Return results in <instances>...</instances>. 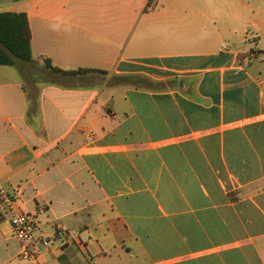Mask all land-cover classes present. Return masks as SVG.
Segmentation results:
<instances>
[{
	"label": "crops",
	"instance_id": "1",
	"mask_svg": "<svg viewBox=\"0 0 264 264\" xmlns=\"http://www.w3.org/2000/svg\"><path fill=\"white\" fill-rule=\"evenodd\" d=\"M147 2L0 10L32 53L0 65V185L49 239L21 259L1 221L0 264H264V0Z\"/></svg>",
	"mask_w": 264,
	"mask_h": 264
},
{
	"label": "trees",
	"instance_id": "2",
	"mask_svg": "<svg viewBox=\"0 0 264 264\" xmlns=\"http://www.w3.org/2000/svg\"><path fill=\"white\" fill-rule=\"evenodd\" d=\"M153 0H148L145 9L153 7ZM15 59L22 62L32 60L31 32L28 18L24 12H0V65H13ZM44 66L51 72L63 76H75L91 69L64 70L54 66L48 58H44ZM117 83L137 85L143 77L128 75L118 77Z\"/></svg>",
	"mask_w": 264,
	"mask_h": 264
},
{
	"label": "built area",
	"instance_id": "3",
	"mask_svg": "<svg viewBox=\"0 0 264 264\" xmlns=\"http://www.w3.org/2000/svg\"><path fill=\"white\" fill-rule=\"evenodd\" d=\"M7 221L12 236L19 242L21 259L36 258L39 246H47L49 239L35 234V216L27 214L15 206L14 199L0 185V222Z\"/></svg>",
	"mask_w": 264,
	"mask_h": 264
},
{
	"label": "rangeland",
	"instance_id": "4",
	"mask_svg": "<svg viewBox=\"0 0 264 264\" xmlns=\"http://www.w3.org/2000/svg\"><path fill=\"white\" fill-rule=\"evenodd\" d=\"M32 0H0V10H5L7 8L18 7L19 4L30 3ZM21 68L25 76L27 75H45L46 73L42 71L36 63H22Z\"/></svg>",
	"mask_w": 264,
	"mask_h": 264
}]
</instances>
